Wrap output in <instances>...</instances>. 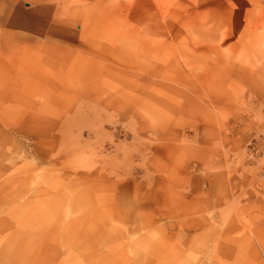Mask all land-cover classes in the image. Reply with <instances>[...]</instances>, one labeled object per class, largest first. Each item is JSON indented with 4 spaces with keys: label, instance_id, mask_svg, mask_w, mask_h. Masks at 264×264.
Wrapping results in <instances>:
<instances>
[{
    "label": "rangeland",
    "instance_id": "rangeland-1",
    "mask_svg": "<svg viewBox=\"0 0 264 264\" xmlns=\"http://www.w3.org/2000/svg\"><path fill=\"white\" fill-rule=\"evenodd\" d=\"M0 264H264V0H0Z\"/></svg>",
    "mask_w": 264,
    "mask_h": 264
}]
</instances>
